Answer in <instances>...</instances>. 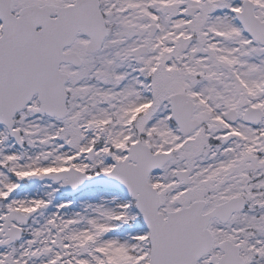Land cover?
I'll return each mask as SVG.
<instances>
[{"label":"snow or ice","instance_id":"6c2138e0","mask_svg":"<svg viewBox=\"0 0 264 264\" xmlns=\"http://www.w3.org/2000/svg\"><path fill=\"white\" fill-rule=\"evenodd\" d=\"M0 264H264V0H0Z\"/></svg>","mask_w":264,"mask_h":264}]
</instances>
